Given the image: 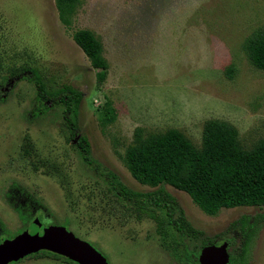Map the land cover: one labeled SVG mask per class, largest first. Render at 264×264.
Listing matches in <instances>:
<instances>
[{
  "label": "rangeland",
  "instance_id": "rangeland-1",
  "mask_svg": "<svg viewBox=\"0 0 264 264\" xmlns=\"http://www.w3.org/2000/svg\"><path fill=\"white\" fill-rule=\"evenodd\" d=\"M82 29L103 45L109 66L103 84L74 41ZM262 29L264 0H78L66 17L56 0H0V79L33 67L50 85L81 91L79 134L93 157L133 190L152 192L158 188L136 181L126 163L127 150L150 137L178 130L200 149L205 124L217 120L236 129L244 149L264 139V71L246 49ZM35 96L34 85L21 80L0 103V219L11 233L5 239L24 231L5 198L18 183L51 211L42 223L67 228L109 264H176L161 246L156 221L122 203L83 163L61 112L32 116ZM109 107L117 117L105 125ZM164 189L195 228L220 244L223 235L236 236L226 233L233 222L264 211L237 207L210 216L187 193ZM17 264L71 263L40 255ZM248 264H264V224Z\"/></svg>",
  "mask_w": 264,
  "mask_h": 264
},
{
  "label": "trees",
  "instance_id": "trees-1",
  "mask_svg": "<svg viewBox=\"0 0 264 264\" xmlns=\"http://www.w3.org/2000/svg\"><path fill=\"white\" fill-rule=\"evenodd\" d=\"M77 2L56 0L61 17L72 15ZM73 38L90 60L97 82L103 84L109 66L103 55L102 43L86 29L76 31ZM246 49L251 63L264 71V29L248 39ZM21 80H27L35 87L32 116L41 118L51 110L61 112L68 140H76L74 147L83 163L105 180L122 203L156 221L161 246L173 256L176 264H200L202 249L220 244L217 241L220 237H208L195 228L187 220L179 201L164 189L165 185L187 193L210 216H215L222 209L264 208V139L252 149H244L238 141L236 129L217 120L205 124L200 149L178 130L150 137L126 152V163L132 177L142 185L158 188L152 192H139L128 187L118 174L96 160L88 138L79 134V110L84 100L81 91L70 85H50L38 69L27 67L0 79V103L7 101ZM116 117L115 110L109 107L102 123L108 125ZM5 198L17 212L23 230L32 222L42 223L45 218H53L49 208L18 183L11 185ZM263 224L264 211L252 218L244 216L229 226L226 233H236V236L224 238L223 235L221 242L229 243L230 264L249 263L254 239ZM9 234L0 219V243ZM40 255H51L77 264L48 251L28 257Z\"/></svg>",
  "mask_w": 264,
  "mask_h": 264
},
{
  "label": "water",
  "instance_id": "water-1",
  "mask_svg": "<svg viewBox=\"0 0 264 264\" xmlns=\"http://www.w3.org/2000/svg\"><path fill=\"white\" fill-rule=\"evenodd\" d=\"M41 251L68 258L77 264H109L89 242L78 238L63 226L32 223L15 238L0 243V264L18 262ZM200 264H230L228 242L212 244L202 249Z\"/></svg>",
  "mask_w": 264,
  "mask_h": 264
},
{
  "label": "flooded vegetation",
  "instance_id": "flooded-vegetation-1",
  "mask_svg": "<svg viewBox=\"0 0 264 264\" xmlns=\"http://www.w3.org/2000/svg\"><path fill=\"white\" fill-rule=\"evenodd\" d=\"M8 191V190H7Z\"/></svg>",
  "mask_w": 264,
  "mask_h": 264
}]
</instances>
